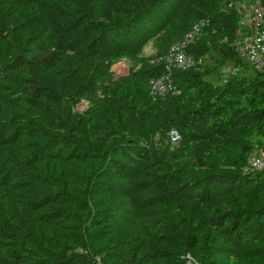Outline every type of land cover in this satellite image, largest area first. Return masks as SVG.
Returning <instances> with one entry per match:
<instances>
[{"label":"trees","instance_id":"obj_1","mask_svg":"<svg viewBox=\"0 0 264 264\" xmlns=\"http://www.w3.org/2000/svg\"><path fill=\"white\" fill-rule=\"evenodd\" d=\"M256 1L0 0V264H264V70L233 47Z\"/></svg>","mask_w":264,"mask_h":264},{"label":"built area","instance_id":"obj_2","mask_svg":"<svg viewBox=\"0 0 264 264\" xmlns=\"http://www.w3.org/2000/svg\"><path fill=\"white\" fill-rule=\"evenodd\" d=\"M264 0H257L255 3L239 5L241 13V24L243 29L238 30L239 38L234 42L233 47L237 54L258 71L264 70ZM206 21H200L179 41L170 46L167 53L155 60L163 64L166 74L150 81V94L154 98L163 97L167 93L177 95L173 89L171 76L174 71H185L194 66L193 57L187 53L206 26ZM226 73H234L226 70ZM181 140L176 130L168 134L167 143L176 147ZM249 165L256 172H264V150L258 154H251ZM183 264H198L190 255H187Z\"/></svg>","mask_w":264,"mask_h":264},{"label":"rangeland","instance_id":"obj_3","mask_svg":"<svg viewBox=\"0 0 264 264\" xmlns=\"http://www.w3.org/2000/svg\"><path fill=\"white\" fill-rule=\"evenodd\" d=\"M161 40H162L161 38H156V39L151 40L144 47L141 56H143L144 58L154 56L157 52L156 45L161 44ZM130 67H131L130 63L126 60H121L117 62L116 64L112 65L111 68L109 69V72L111 73L112 78H113L112 80L117 81L120 78L128 77L131 73ZM85 106L86 104L79 106L78 110L84 109Z\"/></svg>","mask_w":264,"mask_h":264}]
</instances>
